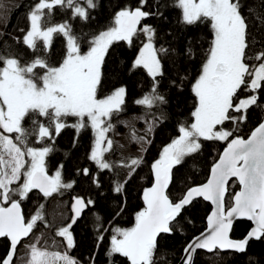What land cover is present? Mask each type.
Segmentation results:
<instances>
[{"label": "snow or ice", "instance_id": "snow-or-ice-1", "mask_svg": "<svg viewBox=\"0 0 264 264\" xmlns=\"http://www.w3.org/2000/svg\"><path fill=\"white\" fill-rule=\"evenodd\" d=\"M148 2L136 0L135 4L118 8L111 25L87 39L88 50L84 52V38L74 34L69 21L52 23V18L59 7L61 11L70 10L73 20L79 18L87 22L89 10L98 6L95 0H36L25 17L27 28L19 29L22 37H12L17 45L22 44L33 52V59L25 60L11 50L7 55L0 51V238L9 240V250L0 256V264H15L18 245L44 218L45 205L41 203L37 212L25 219L21 205L30 198L29 194L38 190L46 200L77 184L75 179L67 182L62 179L63 163L54 175L47 171L46 157L55 151V139L63 129L71 126L80 133L90 127L94 134L87 159L97 171L93 173L91 167L77 168V176L100 189V174L112 170L113 165L105 159V153L111 150L113 141L106 134L113 128L111 121L124 111L127 92L126 87L121 86L103 98H98V94L103 88L102 67L113 44L127 42L131 46L135 38H145L131 66H125L130 73L143 69L152 80L150 91L134 103L149 109L168 103L159 92L158 78L165 75L161 57L175 53L176 49L157 46V28L142 24L149 18L166 20L160 9L167 8V3L155 0V10H145ZM173 6L181 10L182 24L192 26L209 21L212 29L204 62L191 84L195 97L192 122L179 125L178 135L151 163L153 182L143 191L144 206L136 212L133 227H105L104 217L98 211L92 213L97 246L104 240L105 233L111 231L109 264H115L118 257L125 258L127 264H157L160 240L177 230L186 207L202 197L213 206L207 216V228L186 244L180 264H197L200 252L211 258L210 264H228L226 256L234 259L238 255H246L249 264H261L260 259L247 254L252 242L264 241V120L250 130L247 138L238 133L248 122L250 110H264L261 103L264 0H254L250 5L245 0H173ZM3 35L0 33V37ZM57 35L65 39V51L62 59L54 64L51 48ZM183 51L188 57H195L191 38ZM185 78L178 77L172 85L182 90ZM241 91L250 95L241 98ZM68 117H75L76 123L67 124L65 118ZM162 117L161 108V117L157 119ZM26 120H31L30 128L24 126ZM227 123L231 124L230 128ZM154 127L155 121L149 124L147 132L151 133ZM30 137L42 146H30ZM139 140L152 142L145 136ZM203 141H222L227 147L214 162L206 183L189 186L179 199H171L168 190L174 169L182 165L186 157L198 153ZM142 163L141 158L121 162V166L129 169V175L123 182H112L110 191L117 198L125 195L128 181ZM233 177L238 180L240 190L229 201L228 184ZM96 203L90 196L72 197L68 222L55 232L66 242V249L76 246L73 225L86 210L95 208ZM123 211L118 207L115 215ZM237 220L251 223L241 239L231 235ZM29 247L28 264H80L67 251L63 254L49 252L35 244Z\"/></svg>", "mask_w": 264, "mask_h": 264}, {"label": "trees", "instance_id": "trees-1", "mask_svg": "<svg viewBox=\"0 0 264 264\" xmlns=\"http://www.w3.org/2000/svg\"><path fill=\"white\" fill-rule=\"evenodd\" d=\"M36 0H19L18 3L11 8L4 35L0 37V51L6 55L8 50L18 52L25 60L33 59V52L27 49L22 44L17 45L12 39V35L16 34V28L25 17ZM97 7L90 11V19L87 22L81 21L79 18L73 20L70 10L61 11L59 7L55 9V14L52 18V23L63 22L68 20L71 24L74 34L84 38L82 51L88 50L87 39L92 34H98L101 30L107 29L111 25L114 12L125 4H135L136 0H95ZM254 0H245L246 4H252ZM161 3H167V8H161L164 12L166 20L158 18H149L142 21V24L147 23L157 28V46L163 45L166 48H174L176 52H170L166 56H162V64L165 75L160 77L159 92L166 97L168 103L162 105L163 117H161V108L155 106L151 109L146 106H139L134 103L138 98H142L144 94L151 89L152 80L147 76L143 69H138L135 73H130L125 69V66H131L135 59L142 41L143 36L135 38L133 45H128L127 42H116L113 44L105 58V64L102 67L103 88L98 94V98H103L118 87H126V103L122 113L114 118L112 124L123 117L141 114L147 118H153L159 121L154 128L145 152L142 156L143 163L136 169L133 178L126 185V193L124 196L117 198L111 191L113 181L123 182L126 180L127 167L121 166V162L128 163L131 158H139L134 155H127L124 158L115 150L112 145L108 153L112 157L107 160L113 165L112 170H105L100 174L102 187L96 189L88 182L77 176L76 169L91 167L92 172L96 173L97 169L87 159L90 149L93 144L94 134L90 127L81 130L77 133L75 128L69 126L62 130L59 136L55 139L53 145L55 151L46 157L47 171L49 175H54L57 167L63 163L64 169L62 179L67 182L73 179L77 180V184L73 189L62 191L54 194L48 199H44L42 194L33 190L29 194V199L22 202L21 209L25 219H29L38 210V206L43 203L45 205L42 215L43 219L38 221L34 226L33 231L42 230L49 231L54 239H63L55 235L61 223L52 226L47 214V207L51 199L68 198L72 202L73 196L91 197L97 201L95 208L86 210L83 217L73 225V235L76 240V246L70 250H65L68 255L75 258L80 264H109L110 258L107 255L110 247V237L112 232L105 233L104 240L97 246L96 238V222L92 213L98 211L105 221V227H121L131 228L135 224V214L143 208V191L150 187L153 182L151 172V163L159 157L163 147L171 142L178 135V126L181 124H190L192 122L191 112L195 104V97L191 92V84L198 76L200 67L205 59L206 51L211 43V25L209 21L198 23L192 26H186L180 22L181 10L173 6V0H161ZM155 0H149L145 10H155ZM247 11V9H245ZM142 26V25H141ZM139 27V26H138ZM170 33V34H169ZM22 37V35L20 36ZM191 38L192 46L195 49V57L190 58L184 54V49L189 45ZM41 46H42V42ZM65 51V39L62 36H54L51 54L53 63L59 61L63 57ZM179 53V55H177ZM178 77H186L183 80L182 90H178L172 85L173 80ZM241 98H244L250 93L241 91ZM261 103L264 104V93L261 95ZM264 110L253 108L249 112V120L241 126V131L238 135L246 138L250 134V130L257 126L258 122L263 119ZM66 123L73 125L76 123L75 117L65 118ZM26 128L31 127V120L24 122ZM230 128L231 124L227 123ZM55 135V133L53 132ZM14 135V134H13ZM107 137L111 139V131L107 133ZM30 146L41 147L42 145L35 144L34 138H31ZM112 140V139H111ZM52 144V141H46ZM227 144L219 141H203L201 150L189 157H186L185 162L174 169L173 182L169 186V195L173 200H177L187 190L189 186L201 185L206 182L210 169L216 162ZM239 189V185L233 181L228 187L229 195L231 196ZM103 192L104 195H99ZM123 208L121 215L116 216L117 208ZM211 207L205 201L199 199L186 207L183 212V218L173 234H165L160 240V251L158 253L157 264H177L181 258L183 248L196 235L203 232L207 227V216L210 213ZM71 215V214H70ZM109 221L114 223L109 224ZM251 223L248 221L238 220L234 223L232 237L234 239L243 238ZM9 250V242L7 238L0 239V256L5 255ZM260 259L261 264H264V241L252 242L248 254ZM91 257V259H90ZM228 264H249L246 255L235 256L234 259L225 257ZM211 258L200 252L197 257V264H210ZM127 264L126 259L118 257L115 259V264Z\"/></svg>", "mask_w": 264, "mask_h": 264}, {"label": "rangeland", "instance_id": "rangeland-1", "mask_svg": "<svg viewBox=\"0 0 264 264\" xmlns=\"http://www.w3.org/2000/svg\"><path fill=\"white\" fill-rule=\"evenodd\" d=\"M18 1L19 0H0V33H4L9 12ZM25 17H23L18 24L16 34H13L12 36H21L22 33H20L19 29L27 28L28 24ZM153 121H155L156 127L159 123L158 120L147 118L141 114H134L120 118L113 123V128L111 130L112 145H114L115 150L122 158L127 155H134L142 158L148 143L140 141L139 137L145 136L146 139H150L153 131L148 133L147 130L149 124ZM104 146H107L106 142ZM108 152L105 153L106 160H109L112 157V154ZM128 175L129 171L126 172V179ZM71 203L72 202L68 198L61 200L54 198L50 200L47 207V214L52 226L68 222V217L71 214ZM64 242L63 239H54L49 231H42L40 229L34 231V233L17 248L14 257L15 264H28V261L31 258L29 245L35 244L39 249L48 250L49 252H60L63 254L66 251Z\"/></svg>", "mask_w": 264, "mask_h": 264}, {"label": "water", "instance_id": "water-1", "mask_svg": "<svg viewBox=\"0 0 264 264\" xmlns=\"http://www.w3.org/2000/svg\"><path fill=\"white\" fill-rule=\"evenodd\" d=\"M262 120H264V116H263V119H262ZM246 138H247V137H246ZM226 147H227V145L225 146V148H226ZM223 150H224V149H223ZM223 150H222L221 154L223 153ZM221 154H220V155H221ZM218 160H219V158H218ZM218 160H217V161H218ZM217 161H216V162H217ZM211 168H212V167H211ZM210 175H211V169H210V173H209L208 178H210ZM208 178H207V179H208ZM233 181H235V182L239 185L238 180H237L235 177H233V178H230V180H229V184H228V187H229L230 183L233 182ZM206 182H207V180H206ZM206 182H204V183H206ZM239 190H240V186H239V189H238L237 191H239ZM36 191H38V190H36ZM237 191H236V192H237ZM199 199L203 200L202 197H198V198H196L195 200H199ZM195 200H194V201H195ZM203 201H205V200H203ZM205 202L208 203V204L210 205L211 210H212V207H213V206L211 205V203H210L209 201H205ZM71 204H72V203H71ZM5 206H7V205H5ZM21 210H22V209H21ZM211 210H210V212H211ZM22 214H23V213H22ZM209 214H210V213H209ZM209 214H208V215H209ZM237 221H238V220H237ZM206 222H207V219H206ZM235 222H236V221H235ZM235 222H234V223H235ZM206 228H207V227H206ZM204 231H205V230H204ZM33 233H34V231H32V233H30L29 237H30ZM198 235H199V234H198ZM29 237L24 238L22 242H24L25 240H27ZM0 239H2V238H0ZM7 240H8V238H7ZM8 242H9V240H8ZM19 246H20V245H18V247H19ZM177 264H180V260H179V262H178Z\"/></svg>", "mask_w": 264, "mask_h": 264}]
</instances>
